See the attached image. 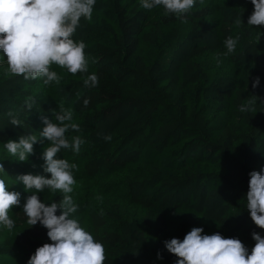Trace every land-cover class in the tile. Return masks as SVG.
Returning a JSON list of instances; mask_svg holds the SVG:
<instances>
[{
	"label": "trees",
	"instance_id": "16d2710c",
	"mask_svg": "<svg viewBox=\"0 0 264 264\" xmlns=\"http://www.w3.org/2000/svg\"><path fill=\"white\" fill-rule=\"evenodd\" d=\"M253 10L251 0H196L177 17L162 7L145 10L140 0H96L92 19L82 18L72 37L86 45L88 73L53 65L62 79L47 86L43 78L0 77V178L22 204L30 193L17 175L50 178L43 170L48 141L35 144L26 162L2 148L38 137L44 117L55 123L61 107L71 109L81 131L66 135L85 142L78 154L62 149L58 158L76 165L83 193L73 219L103 243L105 264H176L165 241L183 240L194 227L237 238L250 253L252 233L264 237L246 208L249 173L264 174V27L247 24ZM237 16L243 24H235ZM229 36L238 38L237 50L225 56ZM92 73L99 83L85 87ZM252 95L257 112L241 113ZM10 112L23 126L9 123ZM38 195L47 204L63 194ZM22 204L9 213L11 231L0 225V264H27L51 243L41 224L28 225Z\"/></svg>",
	"mask_w": 264,
	"mask_h": 264
},
{
	"label": "clouds",
	"instance_id": "9594fccd",
	"mask_svg": "<svg viewBox=\"0 0 264 264\" xmlns=\"http://www.w3.org/2000/svg\"><path fill=\"white\" fill-rule=\"evenodd\" d=\"M203 3V0H201ZM254 10L248 17L249 26L264 27V0H251ZM96 0H0V52L6 56L7 69L14 76H23L25 80L43 78L44 85H57L61 75L52 66L66 69L68 73H88L89 63L86 58L84 42L75 41L74 36L81 19L91 20ZM196 0H140V6L148 11L162 7L166 15L181 17L195 6ZM237 16L235 24H243ZM238 38L229 36L224 41L226 52L234 54ZM99 83L95 73L83 79L85 87H95ZM257 77L252 87L259 86ZM256 95L248 98L239 108L241 113H256ZM35 103L28 97L25 105L29 110ZM90 103L83 100L84 107ZM12 126H23V122L11 112L8 114ZM55 120L44 117V127L39 133L23 135L18 141L8 140L4 144L7 153L16 157L18 162H26L34 154V145L48 141L43 152L44 172L50 178L40 174H20L15 177L22 183L25 192L30 193L21 203V193L9 190L5 180L0 178V225L11 231L15 222L10 218V211L22 204L28 225L41 224L47 229L51 243L38 247L27 264H105L106 250L100 241L94 239L76 219L70 218L77 211L70 193L76 183L74 170L76 165L58 158L62 149H71L79 153L85 142L80 135L69 140L70 131L79 133L80 125L73 122V111L61 107L55 114ZM110 141L111 136H105ZM0 163V171H4ZM249 190L246 194V208L254 224L264 229V174L249 173ZM48 189L61 192L57 202L45 203L39 193ZM60 212L57 215V212ZM200 227L192 228L183 238L165 241V248L174 255L176 264H264V237L252 233L255 241L249 253L248 248L237 238H225L220 233L202 234ZM157 258L163 257L157 253Z\"/></svg>",
	"mask_w": 264,
	"mask_h": 264
},
{
	"label": "rangeland",
	"instance_id": "374dc122",
	"mask_svg": "<svg viewBox=\"0 0 264 264\" xmlns=\"http://www.w3.org/2000/svg\"><path fill=\"white\" fill-rule=\"evenodd\" d=\"M7 73H9L8 70L4 69V72H1L0 70V77ZM38 138H39V134H38ZM2 149H4V147ZM82 193H83V186L79 181H76L75 185L73 186V192L70 193V195L73 198L74 203L78 202V200L81 199ZM70 218H73V214L71 215Z\"/></svg>",
	"mask_w": 264,
	"mask_h": 264
}]
</instances>
